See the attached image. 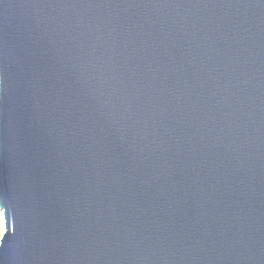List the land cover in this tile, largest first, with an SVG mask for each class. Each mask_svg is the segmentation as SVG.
<instances>
[{"label": "water", "instance_id": "water-1", "mask_svg": "<svg viewBox=\"0 0 264 264\" xmlns=\"http://www.w3.org/2000/svg\"><path fill=\"white\" fill-rule=\"evenodd\" d=\"M0 264H264V0H0Z\"/></svg>", "mask_w": 264, "mask_h": 264}, {"label": "rangeland", "instance_id": "rangeland-1", "mask_svg": "<svg viewBox=\"0 0 264 264\" xmlns=\"http://www.w3.org/2000/svg\"><path fill=\"white\" fill-rule=\"evenodd\" d=\"M4 229H5L4 217H3L2 212L0 211V240H1L2 234L4 232Z\"/></svg>", "mask_w": 264, "mask_h": 264}, {"label": "bare ground", "instance_id": "bare-ground-1", "mask_svg": "<svg viewBox=\"0 0 264 264\" xmlns=\"http://www.w3.org/2000/svg\"><path fill=\"white\" fill-rule=\"evenodd\" d=\"M1 211V210H0ZM2 212V211H1Z\"/></svg>", "mask_w": 264, "mask_h": 264}]
</instances>
